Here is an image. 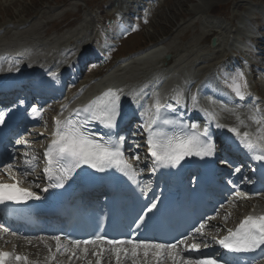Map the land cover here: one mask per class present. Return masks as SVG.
Masks as SVG:
<instances>
[{"label":"rangeland","instance_id":"obj_1","mask_svg":"<svg viewBox=\"0 0 264 264\" xmlns=\"http://www.w3.org/2000/svg\"><path fill=\"white\" fill-rule=\"evenodd\" d=\"M129 1H134L133 5H138L139 9L131 7L133 2ZM120 12L126 15L123 22L109 29V23ZM146 14L149 21L144 23L142 16L146 18ZM262 15L264 0H0V40L12 42L31 36L55 47L51 54L62 47L60 51L66 55L68 50L73 52L78 46V50L87 54L106 56L110 66L157 44L159 48L166 47L172 59L177 54L179 60L185 55L187 61L183 68L194 76L222 65L229 56L224 49L232 39L233 47L245 46L256 28V16ZM207 33L209 38L201 40ZM214 36L221 43L215 48L210 45ZM242 60L252 62L253 57L245 54ZM105 71L97 69L87 73V82ZM256 72L259 75L253 83L260 94H264V71ZM245 75L251 78V74L245 72ZM75 92L76 89L71 94ZM65 102L64 98L60 105ZM50 126L51 123H47L45 129ZM27 141L30 153L38 161L44 138L33 137ZM36 179L37 175L31 173V181Z\"/></svg>","mask_w":264,"mask_h":264},{"label":"snow or ice","instance_id":"obj_2","mask_svg":"<svg viewBox=\"0 0 264 264\" xmlns=\"http://www.w3.org/2000/svg\"><path fill=\"white\" fill-rule=\"evenodd\" d=\"M227 87L232 93L241 100L250 95L248 92V80L243 70H238L230 76ZM179 99V94H177ZM120 92L109 88L95 99L91 100L83 108L77 109L76 113H84V118L67 119L61 121L56 120L55 138L47 147L44 156L47 158V167L45 171L48 178L57 179L59 183L49 184L43 189L47 192L49 187H62L66 180L81 165H89L93 169L104 171L106 168L118 167L121 170L129 169L134 172L131 164L124 159L121 148L124 137L113 141L111 137L104 140L103 137L97 138V135L87 130V126L92 122H98L104 128L114 129L117 127V118L120 116ZM194 102L196 98L193 97ZM167 105H161L157 99L154 104V111L146 123V129L149 133L148 144L150 146L151 156L154 158L153 171L156 170L155 165L175 166L186 157H210L215 155L216 144L213 142L209 128L206 126L201 130L198 123L187 125L188 131H173L171 134L164 131L161 126V111L166 109ZM36 113L38 109L33 108ZM211 120H215L214 113H207ZM6 113L0 112V124L5 123ZM253 122L258 125L255 134L249 131H241L240 127L233 126L229 130L235 134L240 140L243 147L254 154V159L264 161V110L257 105L250 117ZM239 124L244 126V120L237 116ZM163 125H183L179 120L163 119ZM156 126L153 130V126ZM216 127H226L217 122ZM35 159V157H33ZM139 159V157H137ZM60 172L62 175L57 176ZM13 183L0 182V203L5 201H13L16 203L25 202L31 199H40L36 192L28 188L21 187L22 181L12 177ZM156 204H152L154 209ZM151 211V209H149ZM205 223H201L195 229L200 236H204ZM56 242V252L61 251L76 256L74 249H81L87 254L89 252L88 245H92L98 251L93 254L100 256L105 250L115 254L117 264L123 255L125 258L131 257L133 264H139L137 258L154 257L156 264H165L167 260H171L172 264H219V261L212 257H205L199 260L185 259L178 250V244L184 245L185 250L199 252L201 245L199 243L188 244L187 240H180L174 244L153 243L150 241H136L134 239L109 240L105 236L97 235L90 240L70 241L71 246L61 243L60 236L53 237ZM223 248L231 252H249L261 246H264V215L253 216L248 215L233 230L228 229L227 235L222 238H215ZM110 247L105 249L104 245ZM51 251V249H49ZM55 259V255L52 257ZM12 260L28 261L27 256L15 255L11 252L0 250V264H10Z\"/></svg>","mask_w":264,"mask_h":264},{"label":"bare ground","instance_id":"obj_3","mask_svg":"<svg viewBox=\"0 0 264 264\" xmlns=\"http://www.w3.org/2000/svg\"><path fill=\"white\" fill-rule=\"evenodd\" d=\"M214 31H215V29H214ZM209 36L210 35L207 33L206 35L204 34L202 37H200V39L202 38L201 40H206L207 38H209ZM30 37L27 36V37H24V38L18 39V40L14 39L12 42L15 44H12V42H7V41H4L6 43L0 42V46L5 44L2 48H0V54H2V53L5 54L7 51L14 52V50H16V51L20 50L21 52H24V54L27 55L26 58H29L32 61H34V60L39 61L42 58L43 59L46 58V61L42 64L40 62H38V64L35 63V64H32L31 66H29L31 69H35L39 66L43 69L50 67V69L52 71L53 70L59 71V74H58L59 79L63 78L65 75H67L69 73V70L71 69V67H73L72 66L73 65V59L71 56H70L71 57V59H70L68 54L65 56L64 55L62 56V52L60 51L61 49H63L62 47L60 49H58V51L56 53L51 54L50 52L54 51L55 47H52L50 45H46V44L36 40V38L32 37L33 38L32 39ZM156 47H158V45L155 46L152 50L146 51L142 54H137V56L130 57V58L126 59L128 61L126 63L123 62V65L119 69H116L114 71V73L116 74V76H114V77L117 79H114L113 77L112 78L108 77L105 81H103L102 84H100V85L97 84V88L91 86L90 87L91 89L88 90V92L84 96L80 95L77 98L74 97L73 98L74 100H73V103L71 106L76 105L79 102L80 103L83 102L87 97H88L87 101L89 100V102L91 100L95 99L97 96L101 95L103 92H105L106 90L109 89L108 84H109L110 80H112L114 85L125 84V86H122V90H120V93L125 95L124 99H128L132 95L135 87L139 86V84H141V82H142L140 80L139 76L141 74H146L147 68L151 67L154 62L159 60V57L161 55H163L167 52L165 49L166 47H160V48L159 47L156 48ZM77 48H78V46H77ZM55 54H56V56H55ZM80 55H87V53L82 52L81 54L74 55L73 58L78 59V58H80ZM177 56H178V54L176 55V57H174V59H169L164 64V66L166 67L164 69V72H166V71L172 72V74L174 73L175 79H180L181 76L175 74L176 68L167 69L168 65H171V63H174L178 59ZM181 56H182V58H180V60L187 61V59L186 60L184 59L185 55L183 56V54H182ZM24 59L25 58H22V57L20 58L21 61H23ZM126 60H124V61H126ZM3 64H4V62L0 61V66ZM45 64H49V65H45ZM23 69H25V68H23ZM155 69H156V67H155ZM2 70H3L2 67H0V71H2ZM158 72H154V78L155 79H154V81L149 83V84H155V86H156L155 88H152L153 94L155 95L154 98L159 99L164 95H168L171 92H175L176 89L179 90V88H178L179 86H177V83L175 80L173 82L170 78H166V80H164V82H162L161 79H159L160 77H159ZM120 104L122 105L124 103L120 102ZM71 106L66 108L65 111L59 115V119L61 121H65L69 118H71V119L74 118V115L66 116V112L72 110V109H70V108H72ZM54 138H55V134L53 137H50V139H52V140ZM26 184L30 185V182L27 181ZM30 186H33V185L31 184ZM46 243L50 244V242H46ZM16 253H19V251L14 252V254H16ZM149 258L153 259V261H152L153 263L155 262L154 257L150 256Z\"/></svg>","mask_w":264,"mask_h":264},{"label":"water","instance_id":"obj_4","mask_svg":"<svg viewBox=\"0 0 264 264\" xmlns=\"http://www.w3.org/2000/svg\"><path fill=\"white\" fill-rule=\"evenodd\" d=\"M215 44H216V39L213 38V40H212V45L215 46Z\"/></svg>","mask_w":264,"mask_h":264}]
</instances>
